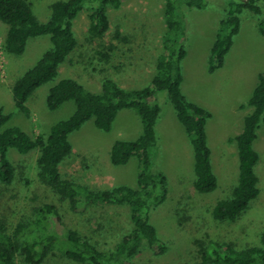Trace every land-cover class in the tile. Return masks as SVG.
<instances>
[{"label": "rangeland", "instance_id": "1", "mask_svg": "<svg viewBox=\"0 0 264 264\" xmlns=\"http://www.w3.org/2000/svg\"><path fill=\"white\" fill-rule=\"evenodd\" d=\"M53 1L29 0L40 21L49 18ZM121 1L117 8L108 7L109 30L102 38L92 41L87 40V28L94 2L85 4L73 23L78 44L60 65L57 78H73L92 92H98L105 76L125 88H141L151 83L166 28L165 0ZM231 1L205 0L200 8L179 3L177 10L184 26L182 43L186 49L182 60V91L189 100L204 106L211 113L205 129L217 187L207 193L195 189L194 158L189 138L177 118L168 92H157L155 101L160 105L161 112L155 126L157 144L152 154L153 171L166 176L167 193L164 201L150 211V221L167 242V249L156 253L154 249L144 248L133 259L136 264H196L200 255L195 239L206 243L230 242L239 249L261 244L264 229L263 123L257 130L254 143L260 157L255 166L259 178L258 196L234 221H220L210 215L213 205L229 198L238 182L237 148L230 138L242 128L244 116L251 107L241 105L250 97L258 73L264 70V35L259 29V21L264 19V14L260 16L244 10L240 14V30L233 38L223 65L213 72L208 71L219 22ZM6 29L7 24L0 21V111L12 113L7 126H18L33 136L47 134L55 122L72 114L75 104L67 101L50 110L46 105L48 89L54 82L50 81L28 98L26 104L30 112L25 115L14 105L11 87L51 47V42L48 36L33 37L23 53H8L3 45ZM117 30L120 34L116 38ZM98 51L109 54V61L101 59ZM141 131V120L135 111L118 114L109 131L99 129L93 119L86 121L69 136L72 153L62 162L61 173L95 189L120 184L137 187L139 159L131 157L126 164L115 165L110 162L109 151L115 140L135 139ZM37 155L34 150L20 154L13 148L9 149L8 156L16 173L12 183H0V222L11 228L18 221L33 215L34 209L43 202L55 203L62 218H49L51 229L58 233L68 228L77 229L100 248H113L131 229L128 207L82 202L76 209H71L67 199H61L38 179ZM16 264L25 263L19 257ZM40 264L81 263L64 255L60 245L55 246Z\"/></svg>", "mask_w": 264, "mask_h": 264}, {"label": "trees", "instance_id": "2", "mask_svg": "<svg viewBox=\"0 0 264 264\" xmlns=\"http://www.w3.org/2000/svg\"><path fill=\"white\" fill-rule=\"evenodd\" d=\"M90 1L94 5L90 8L87 40L92 41L102 38L109 30L108 7H119L121 0H55L50 4V16L45 21L35 16L29 0H0V21L7 24L3 44L6 52L23 53L33 37L48 36L51 42V47L12 84L14 105L28 115V98L50 81H54L46 95V105L50 110L67 101L75 104L69 117L55 122L47 134L34 136L18 126H7L12 113L0 111V183L10 184L15 178V167L8 156L10 148L20 154L37 151L38 179L61 199H67L71 209H76L82 202L125 205L129 209L131 229L113 248L102 249L77 229L68 228L63 233L51 229L49 218L61 220L62 217L55 203L43 202L34 209L33 215L18 221L11 228L0 222V264H16L19 257L25 264H40L55 246L60 245L64 255L81 264H136L133 259L144 248L154 249L156 253L167 249V242L150 221V211L164 201L167 193L166 176L153 171L152 158L157 144L155 125L161 112L155 96L161 90L168 92L177 118L189 138L194 158L195 189L207 193L217 187L205 129L211 113L204 106L189 100L181 86L182 60L186 49L182 43L184 26L177 12L178 5L184 3L188 7L200 8L205 0H165L166 28L162 51L156 58V71L149 85L125 88L105 76L98 92L87 90L73 78H57L60 65L78 44L73 29L74 19ZM263 7L264 0H232L229 3L211 47L209 72L223 65L233 38L240 30L242 11L249 10L261 16L264 14ZM263 22L264 19L259 21V29L264 35ZM119 34L117 30L116 38ZM98 54L101 59L109 61V54L103 51H98ZM245 105L251 110L244 116L241 131L230 138L237 148L238 182L232 195L217 201L210 211V215L220 221L236 220L260 192L255 172L260 157L253 144L260 124H264V70L258 73L255 87L241 107ZM124 109L136 112L142 131L135 139L115 140L110 146L109 157L115 165L126 164L131 157L139 159L137 187L120 184L95 189L65 177L60 166L72 153L70 134L91 119L99 129L109 131L118 113ZM260 240V245L239 249L230 242L206 243L195 239L200 255L196 264H264V229Z\"/></svg>", "mask_w": 264, "mask_h": 264}, {"label": "crops", "instance_id": "3", "mask_svg": "<svg viewBox=\"0 0 264 264\" xmlns=\"http://www.w3.org/2000/svg\"><path fill=\"white\" fill-rule=\"evenodd\" d=\"M7 30V29H6ZM49 38V37H48ZM50 40V39H49ZM100 89H101V84H100ZM99 89V90H100ZM98 90V91H99ZM251 91V90H250ZM133 113L134 111L133 110H130V109H124V110H121L118 114H121V115H125V114H127V113ZM118 116V115H117ZM157 123H158V120H157ZM156 123V124H157ZM156 126V125H155ZM241 129L242 128H240V130H237L234 134L236 135V134H238L240 131H241ZM257 139V138H256ZM254 143H255V141H254ZM254 145V144H253Z\"/></svg>", "mask_w": 264, "mask_h": 264}]
</instances>
